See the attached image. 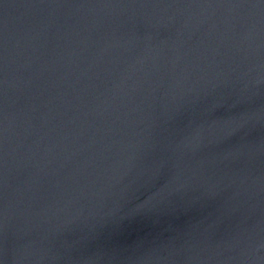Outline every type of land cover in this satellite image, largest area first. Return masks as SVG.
<instances>
[{
	"label": "water",
	"instance_id": "water-1",
	"mask_svg": "<svg viewBox=\"0 0 264 264\" xmlns=\"http://www.w3.org/2000/svg\"><path fill=\"white\" fill-rule=\"evenodd\" d=\"M0 264H264V0H0Z\"/></svg>",
	"mask_w": 264,
	"mask_h": 264
}]
</instances>
